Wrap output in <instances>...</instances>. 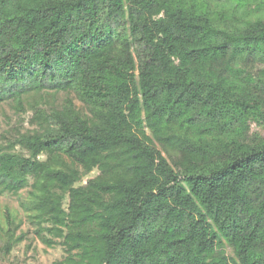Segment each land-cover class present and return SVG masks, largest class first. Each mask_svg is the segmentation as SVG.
Segmentation results:
<instances>
[{
	"label": "trees",
	"instance_id": "1",
	"mask_svg": "<svg viewBox=\"0 0 264 264\" xmlns=\"http://www.w3.org/2000/svg\"><path fill=\"white\" fill-rule=\"evenodd\" d=\"M4 103L52 264H264V0H0Z\"/></svg>",
	"mask_w": 264,
	"mask_h": 264
},
{
	"label": "rangeland",
	"instance_id": "2",
	"mask_svg": "<svg viewBox=\"0 0 264 264\" xmlns=\"http://www.w3.org/2000/svg\"><path fill=\"white\" fill-rule=\"evenodd\" d=\"M59 95L62 97L63 94ZM76 105L79 106L77 102ZM30 114L31 111L17 113L8 103L0 105V134L10 130L11 127L21 131L28 128L27 120L31 116ZM251 129L256 130L257 127L253 124ZM97 173V170H93L83 177L81 183H84L87 178L94 177ZM28 190L29 188L22 189L17 194L8 191L0 193V264H52L65 255L61 239L56 238V243L52 246L43 243L39 235L35 233V226L20 207L19 203L26 198ZM5 208L15 216L16 222H20L15 234L16 236L22 234V238L15 243L8 244L3 234L5 227L3 210ZM226 251L227 254L231 253L229 248Z\"/></svg>",
	"mask_w": 264,
	"mask_h": 264
}]
</instances>
